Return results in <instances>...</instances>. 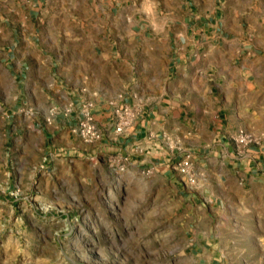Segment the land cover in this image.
<instances>
[{
	"label": "crops",
	"instance_id": "1",
	"mask_svg": "<svg viewBox=\"0 0 264 264\" xmlns=\"http://www.w3.org/2000/svg\"><path fill=\"white\" fill-rule=\"evenodd\" d=\"M85 2L0 0L10 20L0 29L11 35L0 39H8V51L16 52L6 53L9 82L23 74L24 80L46 79L54 66L57 74L50 86L58 99L42 110L43 119L35 116L40 106L28 89L14 100L10 86V108L18 100L30 105L25 114L11 111L10 126L31 128L52 170L93 172L102 155L106 172L148 167L162 172L184 199L197 194L201 214L190 251L206 261L220 258L224 264L264 252V16L247 18L234 10L231 29L236 26L239 37L227 39L225 25L216 24L210 39L190 43L187 11L178 31L168 18L141 10H93ZM12 10L42 11L35 17L22 13L16 25ZM242 18L254 19L253 25L242 26ZM18 32L27 36L13 37ZM86 101L102 134L93 141L71 130ZM123 108L131 113L129 124L115 132ZM240 128L253 138L244 147L232 140ZM187 152L201 175L191 187L173 166ZM86 156L94 160L87 170Z\"/></svg>",
	"mask_w": 264,
	"mask_h": 264
},
{
	"label": "rangeland",
	"instance_id": "2",
	"mask_svg": "<svg viewBox=\"0 0 264 264\" xmlns=\"http://www.w3.org/2000/svg\"><path fill=\"white\" fill-rule=\"evenodd\" d=\"M85 3L93 10H141L144 13L140 14L159 20L168 18L178 31L179 22L184 17L187 20V11L190 43L210 39L216 24L225 25L221 32L227 39L239 37L238 28L231 29L236 25L234 10H240L247 18L264 16V0ZM38 11L42 10H12L13 21L18 25L24 19L22 13L30 12L35 17ZM8 12L0 10V28L10 24ZM244 20L242 26L253 25L254 19ZM10 36L0 29V38ZM16 36L27 33L13 34ZM7 41L0 39V264H223L220 258L206 261V257L200 258L190 251L202 198L196 194L193 199H184L162 172L148 167L140 172H106L108 161H103L102 155L93 172L52 170L42 157L44 145L31 128L9 124L11 111L21 109L25 114L30 105H21L18 100L10 108L7 95L11 86L15 100V95L25 87L40 106L35 116L43 119L42 110L58 99L57 88L50 86L52 73L57 75L55 66L46 79L24 80L25 74L13 75L11 84L6 67L11 68L12 64L6 53L15 57L16 52L8 51ZM14 45L19 52L22 50L17 39ZM22 118L29 120L28 115ZM82 162L86 170L91 162L94 164L88 156ZM249 253L248 257H235L224 264H264L263 251Z\"/></svg>",
	"mask_w": 264,
	"mask_h": 264
},
{
	"label": "built area",
	"instance_id": "3",
	"mask_svg": "<svg viewBox=\"0 0 264 264\" xmlns=\"http://www.w3.org/2000/svg\"><path fill=\"white\" fill-rule=\"evenodd\" d=\"M92 104L88 101L83 102L80 105L79 112L80 117L74 127H72V132L78 134L81 138L86 141H93L101 138V132L99 131L96 122L94 120L93 114L91 112ZM131 116V113L127 109H121L116 117L115 121V132H121L124 126L128 125L127 117ZM232 140L237 146H247L253 142V138L242 128L238 129L236 134L232 137ZM121 170L125 169V165L122 164ZM175 169L180 174L181 180L190 186L197 184L198 174L193 170V161L191 154L189 152L183 154V156L177 160L175 164Z\"/></svg>",
	"mask_w": 264,
	"mask_h": 264
}]
</instances>
